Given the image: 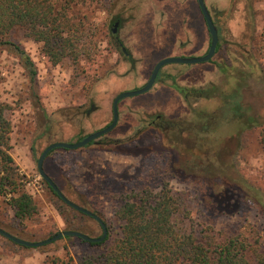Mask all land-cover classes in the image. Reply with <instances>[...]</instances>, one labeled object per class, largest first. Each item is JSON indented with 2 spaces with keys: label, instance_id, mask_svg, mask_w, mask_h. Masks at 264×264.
<instances>
[{
  "label": "rangeland",
  "instance_id": "374dc122",
  "mask_svg": "<svg viewBox=\"0 0 264 264\" xmlns=\"http://www.w3.org/2000/svg\"><path fill=\"white\" fill-rule=\"evenodd\" d=\"M205 4L221 33V48L210 63L165 66L159 81L147 93L119 103L118 124L106 135L108 139L69 153L57 150L44 160L45 173L62 192L103 218L110 235L108 242L92 247L79 238L64 237L43 247L16 250L0 238V264H78L83 255L102 252L119 232V223L113 217V210L119 206L116 196L125 191L126 184L138 176L147 161L162 155L166 162L174 153L181 161L191 152L206 161L207 151L213 152L225 143L235 153V143L228 139H237L242 128V149L231 159L241 174L264 187L259 130L255 123L245 126L248 121L234 113L230 100L238 93L243 114L253 117L254 122L260 112L264 114V0H205ZM68 15L75 18L74 27H83L82 42L92 43L90 58L83 55L77 64L65 59L52 67L42 45L15 29L9 39L34 66L35 83L31 84L16 52L0 47V101L9 107L5 116L12 124L10 155L25 176V189L39 212L34 222L26 224L27 231L35 234L27 238L34 242L69 228L38 173L37 161L44 149L56 142L75 143L109 124L113 99L145 85L162 58L187 57L190 55L186 53L193 52L196 55L190 57L197 56L207 47L204 21L194 0H89L68 10ZM115 15L122 18L117 37L129 53L128 59L120 51L116 53L112 44L109 27ZM82 17L84 21L79 20ZM187 19L193 27L177 31L179 24L188 23ZM173 84L191 90L204 88L207 98L185 99ZM208 115L214 122L201 123ZM158 116L163 125L182 121L186 125L171 139L163 137L151 126ZM202 124L208 125L206 132L200 129ZM127 136L133 139H124ZM218 161L216 164H220ZM194 177L197 179L193 182L172 178L169 185L185 195L194 186L199 187V175ZM0 205L2 211L4 205ZM193 209L197 217L198 206ZM1 211L0 222L12 216L9 209L3 214ZM245 221L264 233V217L255 209L245 208L242 215L232 218L219 216L216 227L238 232ZM73 225L90 237L102 234L99 224L88 216L84 221L74 220Z\"/></svg>",
  "mask_w": 264,
  "mask_h": 264
},
{
  "label": "trees",
  "instance_id": "16d2710c",
  "mask_svg": "<svg viewBox=\"0 0 264 264\" xmlns=\"http://www.w3.org/2000/svg\"><path fill=\"white\" fill-rule=\"evenodd\" d=\"M88 1L0 0V47L16 52L23 61L31 84L35 83L34 66L25 53L10 41V34L15 29H20L27 38L40 43L43 55L52 67L65 59L77 64L83 55L89 58L92 56L93 45L89 41L82 42L81 31L84 29L74 27L72 23L75 18L69 17L68 10ZM79 20L84 21L85 18ZM177 89L185 99L190 96L207 98L203 88L186 92L179 87ZM239 97L238 93L231 96L233 111L239 114L240 119L248 121L245 126L256 124L259 130L258 144L264 150V114L258 113L260 118L254 122L253 117L243 114L244 106L238 101ZM8 108V105L0 101V202L4 205V209L1 211L0 208V211L3 214L9 209L12 216L0 222V229L19 239L34 242L27 238L34 237L35 234L27 231L26 224L34 222L39 212L34 198L25 189V176L20 174L19 167L10 155L12 124L5 116ZM204 120L211 123L214 122V117L203 116L201 123ZM185 125L186 122L183 121L178 123V127ZM205 128L208 130V125L202 124L200 127L201 130ZM243 131V128L239 131L237 139H228L235 143V153H231L225 143L217 146L213 152H206L207 162L192 152L181 161L174 152L172 156L169 154L166 162L162 155L149 159L138 170V176L126 184L125 191L116 196L119 206L113 210V217L119 223L118 234L102 252L83 255L78 264H264V233L255 225L245 221L238 232L216 227L219 216H239L244 213L245 208L255 209L264 217V187L241 174L235 160L231 159L242 149ZM115 144L119 145L120 142ZM57 150L64 153L72 151L56 149L49 152L47 157ZM216 161L220 164H216ZM47 175L55 183L50 174ZM195 175L198 177L196 182L199 184L196 185L199 187L194 186L185 195L174 191L169 185L172 178L192 181L197 179ZM43 182L53 196V206L69 225L66 231L81 232L73 225V221H84L87 216L67 206ZM61 193L73 202L67 194ZM194 205L198 206L197 217L193 216ZM55 234L51 232L46 238ZM0 238L12 249H28L1 235ZM109 238L110 235L107 234L100 243L80 241L92 247H101ZM52 264L57 262L53 261Z\"/></svg>",
  "mask_w": 264,
  "mask_h": 264
},
{
  "label": "water",
  "instance_id": "95a60500",
  "mask_svg": "<svg viewBox=\"0 0 264 264\" xmlns=\"http://www.w3.org/2000/svg\"><path fill=\"white\" fill-rule=\"evenodd\" d=\"M198 6L201 10V13L204 17L205 23L207 25V28L209 30L210 36H211V44H210V48L208 50V53L200 58H179V57H169V58H165L161 61H159L156 66L154 67L149 80L147 81V83L142 87L139 88L137 90H132V91H125V92H121L119 93L113 100L112 103V121L111 123L104 129H101L99 131H96L94 133H91L89 135H87L85 138H83L81 141L76 142V143H65V142H56V143H52L50 145H48L44 151L41 153L38 161H37V169H38V173L39 176L41 177V179L43 181H45L50 187L51 189L57 194V196L70 208L74 209L77 212H80L82 214H85L86 216L92 218L93 220H95L99 226L101 227L102 230V234L99 237H90L88 235H85L81 232L78 231H61L56 233L54 236L38 241V242H29V241H25L22 239H19L17 237H14L12 235H10L9 233L5 232L4 230L0 229V235L3 236L4 238L12 241L15 244L27 247V248H39V247H43L49 244H52L64 237H76L79 238L85 242H89V243H100L103 242L105 240V238L107 237V227L105 225V223L103 222V220L96 214L92 213L91 211L71 202L70 200H68L59 190V188L57 187V185L51 180V178L45 173L44 168H43V163L45 158L47 157L48 153L56 150V149H70V150H75V149H80L82 147H85L87 144L97 140L98 138L106 135L107 133H109L117 124L118 122V118H119V114H118V103L126 98H131V97H135L144 93H147L153 86L157 74L159 72V70L168 64H197V63H203L206 62L208 60H210L215 52V48L216 45L218 43V34H217V29L215 28L213 21L211 19V16L203 2V0H197Z\"/></svg>",
  "mask_w": 264,
  "mask_h": 264
},
{
  "label": "flooded vegetation",
  "instance_id": "af4514ba",
  "mask_svg": "<svg viewBox=\"0 0 264 264\" xmlns=\"http://www.w3.org/2000/svg\"><path fill=\"white\" fill-rule=\"evenodd\" d=\"M194 2L196 3V5H197V8H198V11H199V13H200V15H201V17H202V19H203V21H204V28L206 29V34H207V47L205 48V50L203 51V53L202 54H200V55H197V56H192V57H190L191 55H196V52H193V53H186L187 55H190V56H187V57H179V58H200V57H203V56H205L207 53H208V50H209V48H210V44H211V36H210V33H209V30H208V28H207V25H206V23H205V20H204V17H203V15H202V13H201V10H200V8H199V6H198V3H197V0H194ZM203 2H204V4H205V0H203ZM205 6H206V4H205ZM206 8H207V6H206ZM207 10H208V12H209V14H210V16H211V13H210V11H209V9L207 8ZM113 18V20H112V22H111V25H110V27H109V30H110V33H111V35H112V38H113V41H112V44H113V47H114V49H115V51H116V53H118V51H120L121 52V54L123 55V57L125 58V59H128L129 58V53L126 51V49H125V47H124V45H123V43L120 41V39H119V37H117V33H118V28H119V26H120V24H121V22H122V18L120 17V15H115L114 17H112ZM188 19H189V16H188ZM187 19V22L188 23H186V24H183V22L181 23V24H179V27L176 29L177 31H188V30H190L192 27H193V24H191V23H189V20ZM211 19H212V21H213V24H214V26H215V28L217 29V34H218V43H217V45H216V48H215V52H214V55H213V57L215 56V54H217V52L220 50V48H221V45H220V41H221V33H220V29L218 28V24H217V22L215 21V19L211 16ZM156 27H158V26H156ZM171 27V26H170ZM165 28V30H168L169 29V27H167V26H165L164 27ZM173 30V29H172ZM180 45V44H179ZM184 53V52H183ZM169 57H172V56H169ZM169 57H166V58H169ZM212 57V58H213ZM212 58L210 59V60H208V61H206V62H203V63H197V64H182V65H190V66H193V65H201V64H206V63H210L211 62V60H212ZM163 59H165V58H162L161 60H163ZM161 60H159V61H161ZM158 61V62H159ZM157 62V63H158ZM156 63V64H157ZM156 64L154 65V67L156 66ZM174 64H176V63H174ZM168 65H173V64H168ZM165 66H167V65H165ZM165 66H163L160 70H159V72H158V74H157V77H156V80H155V82H154V84L156 83V82H158L159 81V79H160V75H161V70L165 67ZM154 67H153V69H154ZM153 69H152V71H153ZM152 73V72H151ZM151 75V74H150ZM149 78H150V76H149ZM149 78H148V80H149ZM147 80V81H148ZM147 83V82H146ZM145 83V84H146ZM154 84H153V86H154ZM144 86V85H143ZM142 86V87H143ZM152 86V87H153ZM142 87H140V88H142ZM173 87H174V89L179 93V94H181L180 92H179V90L177 89V87H179V88H181L184 92H186V91H190L191 89L190 88H188V87H180L179 85H176V84H173ZM139 89V88H138ZM204 89V88H203ZM135 90H137V89H135ZM205 90V89H204ZM182 95V94H181ZM183 96V95H182ZM114 100V99H113ZM122 101V100H121ZM120 101V102H121ZM119 102V103H120ZM112 103H113V101H112ZM119 103H118V106H119ZM111 112H112V105H111ZM118 114H119V109H118ZM118 120H119V118H118ZM111 121H112V118H111ZM111 121H110V123H111ZM109 123V124H110ZM163 122H161V120H160V117L158 116V117H156V120L155 121H153L152 122V124H151V126L152 127H154V129H156L158 132H159V134L160 135H162L163 137L166 135V136H169V138L171 139L173 136H175V134H177L178 133V128H180V127H178V122H177V124L175 125V126H172V125H168V124H166V125H163L162 124ZM109 124H107L105 127H103V128H101V129H104V128H106ZM117 124H118V122H117ZM117 124H116V126H117ZM115 126V127H116ZM168 126V127H167ZM115 127L113 128V129H115ZM165 127H167V128H165ZM101 129H99V130H101ZM112 129V130H113ZM99 130H96V131H99ZM111 130V131H112ZM96 131H94V132H96ZM110 131V132H111ZM93 132V133H94ZM91 134V133H90ZM108 134V133H107ZM106 134V135H107ZM89 135V134H88ZM106 135H104V136H102V137H100V138H98L97 140H95V141H93V142H91V143H89V144H87L85 147H87V146H89V145H91V144H94V143H96V142H98V141H101V140H104V139H108L107 137H106ZM87 136V135H86ZM85 136V137H86ZM85 137H82V138H80L78 141H76V142H79V141H81L83 138H85ZM160 138V137H159ZM117 139H120V138H117ZM124 139H133L132 138V136H127V137H125ZM161 139V138H160ZM75 142V143H76ZM114 143L115 142H120V141H117V140H115V141H113ZM83 148V147H82ZM68 150H70V149H68Z\"/></svg>",
  "mask_w": 264,
  "mask_h": 264
}]
</instances>
